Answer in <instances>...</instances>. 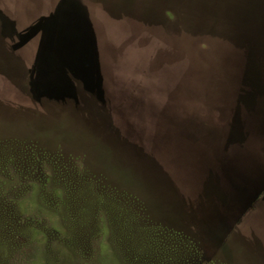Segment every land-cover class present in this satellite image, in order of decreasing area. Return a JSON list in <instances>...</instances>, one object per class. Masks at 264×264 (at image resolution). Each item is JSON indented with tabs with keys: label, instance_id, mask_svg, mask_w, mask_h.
<instances>
[{
	"label": "rangeland",
	"instance_id": "rangeland-1",
	"mask_svg": "<svg viewBox=\"0 0 264 264\" xmlns=\"http://www.w3.org/2000/svg\"><path fill=\"white\" fill-rule=\"evenodd\" d=\"M0 264H264V0H0Z\"/></svg>",
	"mask_w": 264,
	"mask_h": 264
},
{
	"label": "trees",
	"instance_id": "trees-1",
	"mask_svg": "<svg viewBox=\"0 0 264 264\" xmlns=\"http://www.w3.org/2000/svg\"><path fill=\"white\" fill-rule=\"evenodd\" d=\"M144 60V59H143Z\"/></svg>",
	"mask_w": 264,
	"mask_h": 264
}]
</instances>
